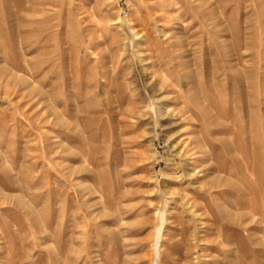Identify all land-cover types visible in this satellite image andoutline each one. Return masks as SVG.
<instances>
[{
    "label": "rangeland",
    "instance_id": "1",
    "mask_svg": "<svg viewBox=\"0 0 264 264\" xmlns=\"http://www.w3.org/2000/svg\"><path fill=\"white\" fill-rule=\"evenodd\" d=\"M0 264H264V0H0Z\"/></svg>",
    "mask_w": 264,
    "mask_h": 264
}]
</instances>
